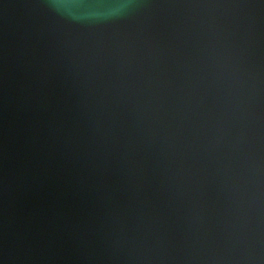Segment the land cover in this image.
<instances>
[{"label": "water", "instance_id": "obj_1", "mask_svg": "<svg viewBox=\"0 0 264 264\" xmlns=\"http://www.w3.org/2000/svg\"><path fill=\"white\" fill-rule=\"evenodd\" d=\"M0 264H264V0H0Z\"/></svg>", "mask_w": 264, "mask_h": 264}]
</instances>
